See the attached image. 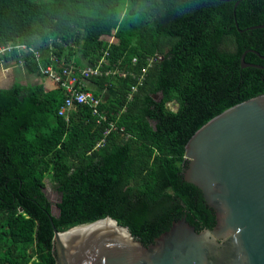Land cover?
Here are the masks:
<instances>
[{
    "label": "trees",
    "instance_id": "16d2710c",
    "mask_svg": "<svg viewBox=\"0 0 264 264\" xmlns=\"http://www.w3.org/2000/svg\"><path fill=\"white\" fill-rule=\"evenodd\" d=\"M167 15L162 0H0V46L33 48L44 65L51 55L77 65L105 58L106 70L127 74L90 80L103 100L99 114L105 120L80 105L66 121L58 115L65 99L60 88L47 91L43 83L0 88V264H55L54 228L64 232L105 217L142 242L176 212L205 228L202 213L177 191L185 146L210 119L264 90L192 124L186 139L175 143L183 128L164 133L152 120L155 106L165 119L179 117L183 99L199 89L200 72L174 65L173 49L182 37L165 31ZM259 46V36L233 33L222 35L215 50L236 73L244 52ZM155 54L161 59L149 65ZM19 58L27 73L43 78L31 52L12 49L0 56V67L16 65ZM191 65L200 67L202 56L192 57ZM143 69V81L128 100ZM107 93L111 97L103 99ZM110 124L114 129L104 135ZM47 175L61 194L52 223Z\"/></svg>",
    "mask_w": 264,
    "mask_h": 264
},
{
    "label": "water",
    "instance_id": "95a60500",
    "mask_svg": "<svg viewBox=\"0 0 264 264\" xmlns=\"http://www.w3.org/2000/svg\"><path fill=\"white\" fill-rule=\"evenodd\" d=\"M162 1L168 7L165 31L182 37L173 49L174 65L200 72L199 89L183 99L179 117L165 119L154 109L152 120L164 133L183 128L174 141L182 143L192 124L264 90V0ZM233 33L260 39L258 49L241 56L236 73L215 50L222 35ZM197 55L202 65L195 68ZM177 177V191L202 213L205 228L185 212L167 216L148 242L110 217L64 232L53 226L55 264H264V94L199 128L185 146ZM52 216L51 208V223Z\"/></svg>",
    "mask_w": 264,
    "mask_h": 264
},
{
    "label": "built area",
    "instance_id": "2783aa9c",
    "mask_svg": "<svg viewBox=\"0 0 264 264\" xmlns=\"http://www.w3.org/2000/svg\"><path fill=\"white\" fill-rule=\"evenodd\" d=\"M109 42H116L113 35ZM12 49L31 52L43 79L50 80L56 88H60L64 91L65 99L58 109V115L64 117L66 121L69 120L71 113L76 109V107L80 105L89 107L92 110L93 115L99 116L100 120H105V116L103 114H99V106L103 100L101 97L96 96L90 89V80L114 74H121L122 76L127 75L126 72L120 71L119 69L111 68L106 70L103 67L105 58L98 60L95 65L88 64L87 62H84L83 65H77L73 62H65L63 59H58L56 56L51 55L49 57L50 63L44 65L42 64L43 57L41 53L25 45L12 46L11 44H7L0 46V56L6 52H10ZM160 59L161 56L155 54L148 59L149 65ZM133 63H135V59L133 60ZM24 64L25 62L23 58H19L15 66L24 67ZM145 71L146 70L143 69L141 76L137 79V85L131 87V91L127 97L128 100H130L132 94L137 91L138 85H141ZM104 92L106 93V90H103L102 94ZM113 129V124H110V128L106 129L104 135H107ZM104 142L105 140L102 139L99 143H97L95 149L101 147Z\"/></svg>",
    "mask_w": 264,
    "mask_h": 264
},
{
    "label": "crops",
    "instance_id": "0c3cea01",
    "mask_svg": "<svg viewBox=\"0 0 264 264\" xmlns=\"http://www.w3.org/2000/svg\"><path fill=\"white\" fill-rule=\"evenodd\" d=\"M8 75V76H6ZM19 83L23 85H35L43 83L44 88L49 91L55 88V85L47 79L40 78L34 74H29L24 67L11 66L0 67V88H6L12 84Z\"/></svg>",
    "mask_w": 264,
    "mask_h": 264
},
{
    "label": "rangeland",
    "instance_id": "374dc122",
    "mask_svg": "<svg viewBox=\"0 0 264 264\" xmlns=\"http://www.w3.org/2000/svg\"><path fill=\"white\" fill-rule=\"evenodd\" d=\"M6 76H8V75H6ZM103 96H104L103 99L111 97V95H109L108 93L104 94ZM170 108L172 110H176L177 107H175V105H173V104H170ZM44 193H45V196L47 197V199L49 200V202L51 203L53 215L57 216L58 212H57L56 204L59 203L60 198H61V194L56 189V186L54 185V183H52L50 175L46 176Z\"/></svg>",
    "mask_w": 264,
    "mask_h": 264
},
{
    "label": "flooded vegetation",
    "instance_id": "af4514ba",
    "mask_svg": "<svg viewBox=\"0 0 264 264\" xmlns=\"http://www.w3.org/2000/svg\"><path fill=\"white\" fill-rule=\"evenodd\" d=\"M175 107H177V106L175 105Z\"/></svg>",
    "mask_w": 264,
    "mask_h": 264
}]
</instances>
